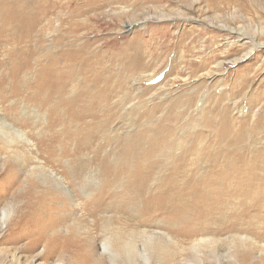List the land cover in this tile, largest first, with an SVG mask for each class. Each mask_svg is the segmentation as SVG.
<instances>
[{
	"label": "rangeland",
	"instance_id": "1",
	"mask_svg": "<svg viewBox=\"0 0 264 264\" xmlns=\"http://www.w3.org/2000/svg\"><path fill=\"white\" fill-rule=\"evenodd\" d=\"M118 1L53 43L56 9L16 78L0 44L2 116L26 135L0 132V264H264V0ZM61 48L81 59L38 90Z\"/></svg>",
	"mask_w": 264,
	"mask_h": 264
},
{
	"label": "bare ground",
	"instance_id": "2",
	"mask_svg": "<svg viewBox=\"0 0 264 264\" xmlns=\"http://www.w3.org/2000/svg\"><path fill=\"white\" fill-rule=\"evenodd\" d=\"M113 1L114 0H0V44L3 46L6 42L12 41L15 45L7 53L8 55L15 56L14 59L16 58L15 63L14 62L12 63L13 76L16 78L29 65L28 61H29V56H31V54H32V49L28 48L27 42L29 41V39L31 37H34L37 35V34H35V31L36 32L37 31H43V28L45 26L44 23H46V25H49L52 23L53 19L51 17V13H54V11L56 9L60 8L62 11H64V14H65V16L60 17V19H59L60 24H59V27L57 26V28L60 29L63 26H66V25L67 26L63 28L64 31L66 32L65 34L64 33H62V34L58 33L59 34L58 36L53 37V39H51V40H53V43L66 40L65 38L68 37V34L74 32V31L77 32V30H79L80 27H82L84 25L86 26V24L89 23L86 21L87 23L85 24L84 22H82L80 20L81 15H83L85 13L84 12L85 9L103 8L102 5L104 3L106 5V3L108 4V3H111ZM134 1L137 2V0H134ZM242 1L243 0H193L192 2L193 3L198 2L199 5L213 9L214 7L218 8V6L229 8V4H235V5H238L236 7H240V5L243 4ZM118 2L126 3L127 0H119ZM140 4H141V2H140ZM123 8H127V7H123ZM127 11H128V9H127ZM89 19H90V17H89ZM223 26H225V28L228 30V32H227L228 35H229V29L232 32H233V30L236 31V34L243 35V34L238 32V31H241V29L237 26L230 27V26H227L225 24H223ZM55 29H56V27H55ZM74 34H76V33H74ZM150 35H152V37L155 38L158 36V33L155 32V33H152ZM183 35H184V37L186 35L188 36V31H185ZM44 39H46V38H44ZM67 41H69V40H67ZM147 41H146V44L148 43ZM28 43H30V42H28ZM45 43H43V44H45ZM86 43H87V41H86ZM86 43H84L82 46H84ZM67 44H69V43H67ZM38 45H36V46H38ZM78 45H80V44H78ZM90 46H92V45H90ZM41 48H42V46H41ZM33 49H34V47H33ZM69 49L68 48H66V49L61 48L60 50L58 49L59 50V51H57L58 54H55L52 52L53 54L51 53V55L46 56L45 63L39 65V68L37 69L38 81L36 82L39 86L38 90L43 91V89L47 86L53 88V86H55L56 84L59 83L58 81L56 83V80L54 79L57 75H59L60 78H63L68 73H70L72 71V69H74L73 66L76 65V63H75L76 60L81 59V53H80V49L75 50L73 52H71V50H69ZM121 50H123V48ZM49 51L50 50H47V52H49ZM38 52H36V53H38ZM227 52H229V51H227ZM91 56H93V55L91 54L88 57H86L84 60H81V64L84 65L86 59H90ZM96 56H97V54H96ZM202 63L203 64H201V66L207 67L206 62H202ZM56 65H60L61 69H63V70H60L59 73H53V70L55 69ZM124 66H125V64H124ZM6 71H8V70H6ZM9 72H10V70H9ZM95 77H96V80L97 79L100 80V77L98 75H96ZM48 83H50V85H48ZM82 112L83 111H81V113ZM7 125H10V127L14 129L13 134H14L16 140H17V138L26 137L24 131L14 128V126H12L11 124H7ZM257 127H259V125ZM223 129H229V123H226L224 125ZM0 132L3 133L6 140L8 139V142L15 141L14 137H12L13 134L11 133V130L6 128V121L2 116V110L1 109H0ZM223 132H226V131H223ZM223 134H225V133H221V136ZM229 165H230L229 170L230 169H232V170L242 169L243 171H245L247 174V178L250 181H253L257 177L256 176V172H257L256 170L257 169H256L255 164L252 162L250 163L248 160L245 161L240 155H238V158L237 159L235 158V161L231 162ZM243 174H244V172H243ZM54 179L57 180L56 178H54ZM58 179L62 180L61 178H58ZM217 181H218V179H217ZM3 214H4L3 220H5L6 212H4Z\"/></svg>",
	"mask_w": 264,
	"mask_h": 264
}]
</instances>
